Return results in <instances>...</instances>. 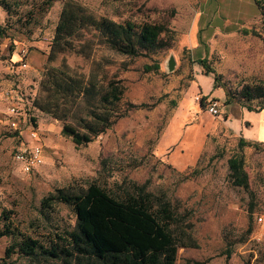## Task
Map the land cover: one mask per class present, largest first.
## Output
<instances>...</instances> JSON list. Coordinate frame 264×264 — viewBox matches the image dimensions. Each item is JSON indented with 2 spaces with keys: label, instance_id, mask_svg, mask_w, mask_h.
Segmentation results:
<instances>
[{
  "label": "rangeland",
  "instance_id": "374dc122",
  "mask_svg": "<svg viewBox=\"0 0 264 264\" xmlns=\"http://www.w3.org/2000/svg\"><path fill=\"white\" fill-rule=\"evenodd\" d=\"M3 1L0 214L12 210L13 226L47 243L58 240L75 223L71 207L62 202L42 209L41 199L48 192L94 182L119 195L130 182L148 181L147 189L164 193L179 217L173 226L176 238L186 242L184 233H190L195 240V246L178 249L175 264H264V143L245 137L242 128L246 123L235 117L239 106L255 110L264 106V98L243 96L246 89L264 85V16L253 0H243L241 16L235 11L213 12L209 7L210 16L198 20V5L189 1L77 0L97 16L164 23L167 31L161 36L170 41L169 47L157 52L129 57L109 49L93 30H87L74 42L91 49L58 56L52 64L63 59L83 72L92 62H99L108 76L116 74L122 80V106L126 102L137 105L92 142L79 146L61 135L59 120L31 104L64 0ZM209 2L235 5L237 1ZM226 20L236 24L235 28L225 26ZM246 28L256 34H244ZM24 50L27 66L21 67L18 59ZM170 55L175 60L172 71L167 69ZM202 58L213 72L205 74L198 62ZM214 74L218 75L216 87ZM8 87L24 94L18 103V133L7 124L13 102L2 92ZM227 91L229 103L225 102ZM212 98L218 100L219 115L207 110ZM241 139L258 145H241ZM27 145H39L44 152V163L29 173L14 158L15 151ZM235 154L243 157L247 188L229 179L228 159ZM194 168L199 174L183 180ZM259 215L263 221L257 220ZM15 241L9 236L0 238V262L33 264L16 247L6 254Z\"/></svg>",
  "mask_w": 264,
  "mask_h": 264
},
{
  "label": "trees",
  "instance_id": "16d2710c",
  "mask_svg": "<svg viewBox=\"0 0 264 264\" xmlns=\"http://www.w3.org/2000/svg\"><path fill=\"white\" fill-rule=\"evenodd\" d=\"M253 1L260 15L264 16V0ZM0 5L5 7L3 0ZM87 30H93L94 36L109 49L129 57L154 53L170 46V41L161 36L167 31L164 23L116 21L95 15L77 0H64L46 55L47 65L31 104L59 120L61 135L70 138L75 146L92 142L127 110L137 107L131 102L122 106V80L116 74L108 76L99 62H92L87 72L75 70L63 59L57 65L52 64L66 52L84 53L91 49L90 45H76L74 42ZM242 32L256 34L247 28ZM198 62L206 75L213 72L205 58ZM213 79L216 87L218 75L214 74ZM243 96L247 100L264 98V85H257L252 91L246 89ZM228 98L227 91L226 103L230 102ZM247 109L255 110L251 106ZM240 144L258 145L244 139ZM228 169L233 185L248 187V174L241 155L235 154L228 159ZM199 172L194 168L182 179L194 178ZM130 184L119 195L110 194L94 182L86 187H57L48 192L41 199L42 209L47 210L55 202H62L71 207L75 223L65 235H58V240L51 239L47 243L17 229L10 217L13 211L2 210L0 238L16 239L14 245L6 248V254L16 247L33 264L49 261L60 264H175L178 249L195 246V240L190 233H184L186 242L176 238L173 226L178 224L179 217L164 193L150 192L148 181Z\"/></svg>",
  "mask_w": 264,
  "mask_h": 264
},
{
  "label": "built area",
  "instance_id": "2783aa9c",
  "mask_svg": "<svg viewBox=\"0 0 264 264\" xmlns=\"http://www.w3.org/2000/svg\"><path fill=\"white\" fill-rule=\"evenodd\" d=\"M26 57V51H22L21 56L18 59L19 65L21 67H26L27 64L24 61ZM4 95L6 98L10 99L13 104H11L8 108V116H7V124L13 128L14 130H18L19 126V118L21 115V105L19 106L18 103L21 104L23 101V93L15 90L14 88H7L4 91ZM207 110L212 115H219L220 114V107L218 100L215 98L209 99L207 102ZM20 132V131H19ZM34 136V132L30 133ZM44 152L42 147L39 145H35L30 147L27 145L26 147L18 148L14 153V158L18 161L22 167V170L26 173L31 172L39 165L44 163ZM258 221H263L261 215L257 217Z\"/></svg>",
  "mask_w": 264,
  "mask_h": 264
},
{
  "label": "crops",
  "instance_id": "0c3cea01",
  "mask_svg": "<svg viewBox=\"0 0 264 264\" xmlns=\"http://www.w3.org/2000/svg\"><path fill=\"white\" fill-rule=\"evenodd\" d=\"M178 1H183V2L189 1V2L197 4L198 5V12H197V17H196L197 20L203 18L204 16L205 18H208L210 16L208 15V11H207V8L209 7H210V10H212L213 12L235 11L237 15L239 14L238 16H241L240 14H242V10H241L242 5L244 4L243 0H236L237 2L235 5H231V4L229 5V3L227 2H218L215 4H210L209 0H178ZM226 21L228 23H225V26L228 24H231L230 25L232 26L231 29L235 28L236 24H232L229 20H226ZM195 25L197 27V23H195L193 27H195ZM6 89L3 90L2 94H4V91ZM228 107L231 108L232 106L229 104ZM235 117L240 119V121H243L244 123H246L245 126H243L242 128V133L245 137L264 143V135L262 133V127H264V108L260 110H249L242 106H239L238 111H237V116Z\"/></svg>",
  "mask_w": 264,
  "mask_h": 264
},
{
  "label": "water",
  "instance_id": "95a60500",
  "mask_svg": "<svg viewBox=\"0 0 264 264\" xmlns=\"http://www.w3.org/2000/svg\"><path fill=\"white\" fill-rule=\"evenodd\" d=\"M175 66V60L174 57L172 55H170L168 61H167V69L168 71H172L174 69Z\"/></svg>",
  "mask_w": 264,
  "mask_h": 264
}]
</instances>
